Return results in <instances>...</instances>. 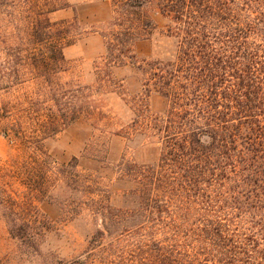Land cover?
<instances>
[{"label": "trees", "instance_id": "16d2710c", "mask_svg": "<svg viewBox=\"0 0 264 264\" xmlns=\"http://www.w3.org/2000/svg\"><path fill=\"white\" fill-rule=\"evenodd\" d=\"M113 1L116 16L102 33L108 69L135 64L133 41L154 31L146 6L170 18L165 37L173 40V51L165 58L137 60L147 93L154 88L167 98L169 108L164 114L141 116L147 136L159 146L157 162L137 165L132 174L125 170L140 184L135 191L137 261L117 257L114 250L123 251L112 243L87 261L264 264V0ZM39 15L30 25L42 48L40 93L25 105L19 103L22 114L9 130L16 137H26L33 128L50 136L85 117L102 132L107 120L88 88L60 77L64 49L75 42L78 26L52 22L47 12ZM15 29L22 32L23 26ZM31 139L40 142L39 137ZM78 163L74 158L58 174L69 177L77 194L73 211L80 216L87 210L102 220L94 244L131 233L126 229L130 212L113 213L100 182L79 170ZM38 164L40 180L49 162ZM10 201V233L25 244L34 243L38 216L16 210L17 203Z\"/></svg>", "mask_w": 264, "mask_h": 264}, {"label": "rangeland", "instance_id": "374dc122", "mask_svg": "<svg viewBox=\"0 0 264 264\" xmlns=\"http://www.w3.org/2000/svg\"><path fill=\"white\" fill-rule=\"evenodd\" d=\"M61 7L64 9L57 10ZM115 10L113 0H0V264L86 262L110 243L123 251L114 250L117 257L124 254L137 261L135 191L140 184L136 175L126 176L125 170L132 174L137 165L157 162L159 146L147 136L141 116L164 114L169 108L167 98L154 88L147 93L146 76L138 69L137 60L165 58L173 51L174 42L165 37L172 24L170 18L146 6L154 31L147 38L133 41L135 64L108 69L104 66L106 44L102 33L116 16ZM39 12H47L52 22L78 26L75 42L64 49L65 72L60 77L88 88L107 120L101 125L105 128L102 132L85 117L50 136L35 133L33 128L27 130L26 137H16L9 130L22 114L20 104L40 93L43 79L37 62L42 48L30 25L42 18ZM16 26H23V31H17ZM99 69H104L100 75ZM5 112L9 113L7 117L3 116ZM35 136L39 143L31 139ZM74 158H78L79 170L100 182L113 213L130 212L126 229L131 233L107 236L101 246L94 244L92 237L102 220L87 210L80 216L73 211L77 194L69 177L63 179L58 174V169ZM44 159L49 165L42 168L40 181L38 163ZM10 198L17 203L16 210L38 216L34 243L25 244L10 233Z\"/></svg>", "mask_w": 264, "mask_h": 264}]
</instances>
